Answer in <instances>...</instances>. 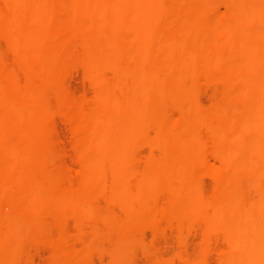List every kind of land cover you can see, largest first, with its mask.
Here are the masks:
<instances>
[{
  "label": "bare ground",
  "instance_id": "obj_1",
  "mask_svg": "<svg viewBox=\"0 0 264 264\" xmlns=\"http://www.w3.org/2000/svg\"><path fill=\"white\" fill-rule=\"evenodd\" d=\"M70 1L68 9L67 0H0V36H5L8 45L16 51L18 62L24 64V72L40 69L48 72L43 79L31 74L27 79V88L20 89L15 70L2 63L0 52V141L8 142L7 146L0 145V168L1 171L15 167L22 170L18 180L0 175V206L7 208L0 211V261L18 253L20 236L29 227L48 228L49 224L38 218L37 213L30 216L21 213L22 204L45 209L53 204L60 215H66L71 209L78 224L84 220L93 222L91 234L97 236L99 228L95 222L103 217L111 225L114 212L107 211L102 215L96 211L88 191L93 186L101 190L107 173L118 169L130 173L135 189L132 192H119V188L126 189L130 181L118 178L113 180L108 192L110 198H115L124 206L123 212L130 217L118 227L114 248L109 251L113 261L109 264H124L130 261L134 246L144 247L141 236L136 233L140 223L134 214L142 217V224L154 232L161 221L175 218L180 226L183 216L202 214L205 229L199 256L184 264H204V253L210 239L218 234L224 236L221 240L225 239L227 245L224 244L226 250L219 252L218 264H264V184L258 185L264 183V65L258 67L249 63L253 60L264 61V3L259 4L258 0H219L226 6L227 13H223L225 15L218 23H205L208 27L200 29L196 25L202 23L203 19L216 17L212 0H201L195 5L181 6L175 10L177 23L161 30L159 25L163 23L165 12L163 0ZM131 12H134L132 17ZM17 15L22 17L16 20ZM229 20L238 26L225 29L223 26ZM54 21L65 25L66 30L53 31L50 27ZM181 22L194 24V35L190 40L184 39L178 25ZM244 23L248 29L241 28L240 25ZM1 24H5V27H1ZM49 30H52L51 37L48 36ZM124 32L131 34L134 40H140V47H127L125 40L128 36L124 38ZM230 39H236V43L227 45ZM95 41H105V46L101 43L104 47L96 50L93 45ZM152 42H155L153 47ZM133 44L136 45L135 41ZM77 48L81 55L75 62L84 68L85 78L94 86L96 103L102 104V98H110L106 109L94 112L64 91L56 92L55 97L60 102L56 111L69 117L82 113L79 120H69L76 148L74 151L78 153L83 173L82 180H78L81 181L80 187L70 182L64 185L65 173L48 160V153L53 148L52 140L45 145L42 154L16 150L18 145L30 141L29 133L19 130L26 100L39 102L40 94L46 87L62 83V73L66 68L64 57ZM204 48L209 50L204 52ZM38 52L48 56L47 60L36 59ZM149 59L155 63L151 70L142 65L145 62H137ZM126 60L135 63L125 66ZM221 61L224 62V71L220 77L213 75L215 77L212 79L224 85L219 93L220 98L227 101L240 97L257 98L258 104L238 109L217 101L208 110L195 109L188 125L168 120L164 103L171 102L172 107H178L176 100L182 98L183 94L179 95L181 89L190 98H196L199 77L209 78L208 70H215ZM183 66L188 68L184 75L181 71ZM232 67L235 70L230 73L232 71L228 70ZM101 71L109 72L111 79L103 76ZM122 74L132 80L126 88L133 95L132 98H136L134 96L140 87L150 90V93H158L156 98H160L155 106L158 135L150 143L162 152V158L156 161L150 157L141 173L133 169L132 158H125L123 149L128 145L126 132L139 121L150 97L143 94L138 102L134 100L128 105H120L118 98L122 89ZM257 79L261 80L259 86L254 85ZM234 85L238 88L239 85L244 86L240 95L235 93H239L240 88L233 91ZM41 107V114L31 125L43 128L53 110L49 101H43ZM121 125L125 126L126 132L121 131ZM202 130H207L205 132L214 141V148L208 152L221 164L216 170L213 168L211 175L215 184L209 196L202 193L198 180L192 174L193 168H196L194 166L206 163L207 149ZM183 134L186 135L180 143L183 151L179 155L181 157L177 158L173 155L169 140ZM245 141L249 145H245ZM118 162L122 164L118 165ZM185 169H191L189 176L180 174ZM252 171H255L254 176H250ZM161 191L168 192L170 206L160 209L158 216L149 218L156 204L152 195ZM137 202L138 209L135 207ZM80 238L83 239L84 249L88 250L90 239L81 233ZM58 244L66 251L56 254L52 259L53 264H92L93 261L84 252L69 251L64 240H58Z\"/></svg>",
  "mask_w": 264,
  "mask_h": 264
},
{
  "label": "rangeland",
  "instance_id": "obj_2",
  "mask_svg": "<svg viewBox=\"0 0 264 264\" xmlns=\"http://www.w3.org/2000/svg\"><path fill=\"white\" fill-rule=\"evenodd\" d=\"M186 1H187V3L185 5ZM200 1L201 0H167V1L163 0V2H165L164 7H163L165 12L162 16V20H163L162 22L163 23L160 22V25H162V26L159 25L160 29L166 30V29L170 28L171 26H173L174 24L177 23V21L174 17V13L181 6H185V7L192 6V5H195V2L197 4ZM257 2L259 4L264 3L263 0L262 1L258 0ZM89 3H92V1L89 0ZM70 4H71V1L67 0V4H66L67 7L66 8L70 9V6H71ZM187 4H189V5H187ZM211 4H212V7L214 9V12L216 11L215 12V14H216L215 19H212V20H210V19L207 20V18L203 19L202 23H199L198 25H196L197 28H200V29L205 28L206 29V27H208V26H206V24L209 25L210 23H212V24L218 23V20L220 18H222V16H224L227 13V8L221 1L212 0ZM214 6H215V8H214ZM172 7H174V8H172ZM224 12H225V14H223ZM129 14L132 17L134 12H131ZM129 14H128V16L130 17ZM21 17H22L21 15H17L16 20L20 19ZM67 17L70 18L69 15ZM169 22H170V24H169ZM234 23L235 22L233 20H229L226 22V24H224L223 27L225 29L229 28L228 30L236 28L238 25L236 23L235 24ZM182 24H183V22L179 23L178 25L182 29V34H184V37H185L184 39L190 40L191 38H193V35H194L193 27H195V26H193L194 24L193 23L191 24L190 22H184V24L183 25ZM52 25L53 26L50 28L53 31H55L56 29L66 30L65 25H60L55 21H54V23H52ZM163 25L165 26V28ZM240 26L243 30L248 29V26L245 23L240 25ZM1 27H5V24H3V25L1 24ZM161 27H163V28H161ZM52 30L48 31L49 37L52 36ZM122 35H124V38H126L128 36L125 40V42L127 43V47L130 48L131 45L133 46L131 48H134V46L140 47V45H139L140 40H137V39L134 40V38H132L130 36L131 34H129V33L126 34V32L122 33ZM49 37H48V39H49ZM6 41H7V38L5 36L4 37L0 36V52H1V59L3 61L2 63L15 70L17 78L19 79L20 89H26L27 88V86H28L27 79L31 77V74L36 75L40 79L41 78L43 79L46 76H48V72L45 69H40V70H36L34 72H29V73L26 72L25 73L24 69H23L24 64L18 62L17 57H16V55H17L16 51H14L8 45V43ZM45 41L47 42L48 40H45ZM134 41H135V44L138 42L137 43L138 45L137 44L134 45L133 44ZM101 43H103L105 46V41L93 42L94 48L96 50L102 49L104 46H103V44L101 46ZM230 43L235 44L236 39H230L228 41L227 45H230ZM153 44L155 45V42H152V44H151L152 47H153ZM195 46L198 47L197 44H195ZM139 47H135V48H139ZM207 49L209 50V48H204L203 51L206 52V51H208ZM78 51H80L79 48H77L76 50L67 54L64 57V61L66 62V68H65L64 73H62L63 74V81L61 84L56 85V86L51 87V88L46 87L42 91V93L40 94L41 100L39 102L34 103L30 99L26 100V105L24 106V109L22 111V120L23 121L19 127V130H21L23 132H27V134L29 133L30 141L27 142L26 144L24 143V145H18L16 148V150L18 149L19 151H29V152L30 151L31 152L37 151L38 153L42 154V152L44 151L45 145L50 140H52L53 148H52V151H50V153H48V160L51 161V164H53L56 168L59 167L60 168L59 170L62 169L63 171L62 170L61 171L63 174L65 173L64 174V178H65L64 185H67V183L70 182L75 187H80L81 181H78V180H82L83 173L80 170L81 166H80V162L78 159V153H77V151H74V150H76V148H75L74 141L72 138L73 133L71 132L72 127H71L70 121L71 120H79L81 118L82 113L78 112V113L73 114V116L69 117V116H65V115L59 113L58 111H56L55 109H57L58 105H60L59 100L55 97L56 92L64 91V93L67 96L73 97V99L76 101L79 100L78 102H80V103L83 102L82 104H84L88 109H90L91 111H94V112L106 109L105 106L110 102V98L106 97V98H102V102H101L102 104L96 103L94 86L85 78V76L83 74L84 68L81 65L76 64V62H75L76 58L79 55H81V51L80 52H78ZM35 57L38 60L46 61L48 56H44L41 54V52H38L35 55ZM150 61H151L150 59L149 60H142V61L137 60V62L138 63L141 62V64L145 62V64H142V65H144L148 69L153 68V66L155 65V63L153 61H151V62ZM125 62H124L125 66H131V64L134 65V63H135L132 60H126ZM127 62H129V63H127ZM146 63H147V65H146ZM249 63L251 65L258 66V67L261 65H264L263 60H253ZM98 65L101 68V64L99 63ZM218 67L215 70H212V69H211V71L208 70L207 75L209 74L208 75L209 78H206V77L202 78L203 76L199 77L198 81L196 82V88H197L196 89V91H197L196 92V98H190V95H188L189 96L188 97L187 93H185L184 90L181 89L184 93L183 92L181 93V90H180L179 95L183 94L181 96L182 98H179V99L176 98L177 99L176 102H177L178 107L177 106H175V107H177V109L175 107H172L174 105L171 104V102L164 103L165 108H166V112H167L166 118L168 120H171V121L175 120L174 122H178V123L181 122L182 125L185 122V125H188L189 123H191V122H189V120L192 118V113L195 109L199 108V109H203V110H208L217 101L221 105L230 104L228 106L233 107V105H234V107L238 108V109H239V107L240 108H243V107L250 108V107H253V106L258 104L257 98H248L249 99L248 100L247 98H241L240 97V98H231L230 101H227V100L220 98V94L223 90L224 85L222 84V82H219L218 80L213 81L212 79L215 76L216 77L221 76L222 72L224 71V68H223L224 62L221 61L218 64ZM186 69L188 70L187 67L183 66V70H181L183 75L185 74L184 72H186ZM233 70H235L234 67H232L228 71L229 72L232 71L230 73H233L234 72ZM215 73H218V74H215ZM102 74L106 78L108 77V79H111V74L109 72L103 71ZM213 75H215V76L213 77ZM136 76L140 78L139 74H137ZM205 78H206V80H205ZM121 79H122L121 80L122 89L119 93L120 99L118 98V100L120 101L119 102L120 105H123V106L128 105L129 103H131L134 100H136L138 102L142 99L139 97H141L143 94H149V97H150V98H148V101L145 104L141 118L139 119V121L136 124L131 126L127 132L124 131L125 130L124 125L120 126L121 131L123 133L124 132L127 133V136H126L127 139L126 140L128 141V145L125 146L123 149L124 156H125V158H129V157L132 158L133 169L136 172L141 173L144 171L143 169H145V167H146V162H147L146 160L150 159V157L155 159L156 161H161V158H162V152L158 148L152 146L150 143L151 140L152 139L154 140L158 135V128L155 125V121L158 117V112H157V110H156L157 108H155V106H156V103L159 101L158 99H160V98H156L158 96V93H150V90H148L144 87H140L137 90L136 95L134 96L136 98H132L133 95H131L128 92V90H126L127 86L131 84V81H132L131 78L128 75L122 74ZM260 81H261L260 79L255 80L254 85L259 86L260 85L259 83H261ZM234 86H235V89H234ZM234 86H233L232 90L234 89L233 91L235 92V91H238V89L240 88L239 93L235 92L236 95H240L242 89H244V86L239 85V88L237 85H234ZM215 90H216V92H215ZM218 90L220 92L217 93ZM216 93H217V95H216ZM214 95H216L215 98H213ZM183 96H184V98H183ZM103 99H105V102H103L104 101ZM43 101H47V102L49 101L53 112L49 117L47 116L46 121L43 125V128H41L39 126H32L31 122L34 121L41 114V111H42L41 106L43 104ZM245 103H247V104H245ZM152 107H153V109H152ZM154 110H156V111H154ZM179 111H181V112H179ZM179 114H181V115H179ZM186 114H188L189 116ZM242 123L245 124L246 121L243 120ZM162 126H160V127L163 128L164 126L163 127ZM205 131L207 132V130H202V133H203V137H204V142L206 141L205 147H206L207 152H208L214 148V145H213L214 141L212 138H210V135H208V133H206ZM204 134H205V136H204ZM85 136L88 137L89 135H84V137ZM185 136H184V134L181 136H178V137L174 136V137L170 138L171 140H169L170 144L173 147V150H172L173 155L177 158L181 157L179 155H182L183 150L180 148V143H181V139ZM171 141H173V142H171ZM7 143L8 142H6V141H2V143L0 141V145H6ZM72 144H73V146H72ZM176 144H177V146H176ZM244 144L249 145V142L245 141ZM3 147H5V146H3ZM35 147H37V148H35ZM178 151H179V153H178ZM207 152L205 155L206 156V163L200 164V165L198 164V166L197 165L194 166L196 168H193L194 170L192 171V174H194L195 178L198 180L201 191L205 196H209L213 192L215 181H214L211 174L214 171V169L216 170L217 167H219V165H221L218 160L214 159L213 156L209 152L208 153ZM1 156H2V154L0 153V157ZM121 164H122V162H118V165H121ZM157 167L159 168L160 166H156L155 168H157ZM117 170H115V172H108L107 173V179L104 182V184L102 185L101 190L99 189V187L93 186L90 188V191H88V195L91 198L90 201H91L92 205L95 207L96 211H98L102 215L105 214L107 211H113L114 212V218L112 219V221L110 223L111 225H109L103 219V217H100V219H98L95 222V224H98L97 226L99 228L98 235L93 236V234H91V227H90V226H92L93 222L84 220L85 222L82 221L80 224H78L77 221L75 220L74 216L71 213V209L68 210V213L66 215H60L57 211L56 206H54L53 204H50L48 207H46V209L40 208L39 206H31L30 207L27 204H25V205L22 204L20 206L21 213H23L25 216H30L33 213L34 214L37 213L38 218H41L43 221H45L49 224L48 228L46 230H43L41 227H36V226L29 227L27 229V231H25L20 236V242H19L20 248H19L18 253L15 256H13L12 258L1 260L0 264H53V262H52L53 257L56 254H64L66 251V249L63 246H60L58 244V240H64L66 242V245L68 246V250L71 252L72 251L73 252H78V251L84 252L86 254V257L88 259H90L91 262L93 261L92 264L93 263L94 264H109L110 262H112L113 257L109 253V251H111L114 248V241H115L117 234H118V227H119V225H122L123 223L127 222L130 217L127 216V214H125L123 212L122 208L124 206L121 203H119L115 198H110L108 196V192L111 188V184H112L113 180L118 179V178L121 180L130 181L128 186L126 187V189L125 188H123V189L119 188V190H118L119 192H121V193L125 192V191L126 192L127 191L132 192L135 189V185L133 183L132 176L130 175V173H123L121 170H118V171ZM190 170L191 169H187V170L185 169V171L180 172V174L183 176H185V175L189 176L191 173ZM210 171H211V173H210ZM21 172H22V170L17 168V167H15L11 170H5V171H1V168H0V175H2L4 177H10L11 176V178L16 179V180L20 179ZM185 172H186V174H185ZM118 174H119V176H117ZM254 175H255V171L250 172V176H254ZM124 176H125V178H124ZM72 180H73V182H72ZM263 184L264 183H260L258 185H263ZM105 189H106V193H105ZM152 196L154 197L156 204L152 208V210L150 212L151 217H149V218H153L154 216H158L160 209H162L163 207L164 208L169 207L170 203H171L170 202L171 200H170V197L168 196L167 191L155 192ZM135 207L137 209L139 208L138 202L135 204ZM6 209L7 208L4 205L0 206L1 212L5 211ZM135 215L136 214H134V218H136V220L139 221V223H140V228H138V232H136V233L141 236V238L144 242V247L134 246L133 247L134 253H133L130 261H128L124 264H184L186 262H189V261H192V260H195L196 258H198L199 253H200V249H201L203 234H204L203 230L205 229V221H204V216L202 214L183 216L181 218L182 222H181L180 226H178V219L175 220V218L169 219L167 221H161L158 225L159 226L158 229L155 232L149 226L142 224V222H143L142 217H140L139 215H137L138 217H136ZM121 217H123V218H121ZM59 226H61V229ZM78 226L79 227L81 226V228H79ZM86 232H88L89 234ZM80 233L82 235L84 234V237H87L86 239H88V238L90 239L91 245H90V248L88 250L84 249V243L82 242L83 239L80 238ZM222 238H224V236L222 234L213 235L211 237L210 242H209V247L206 250V252L204 253V262H203L204 264H218L217 262H218V258H219V252L227 249V247H225V246H227L224 242L225 239L221 240ZM224 244H225V246H224ZM183 261H185V262H183ZM121 264H123V263H121Z\"/></svg>",
  "mask_w": 264,
  "mask_h": 264
}]
</instances>
